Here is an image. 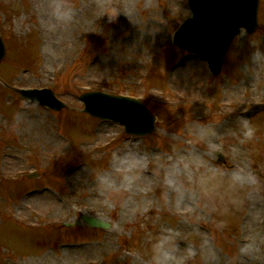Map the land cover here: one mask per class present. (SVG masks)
Masks as SVG:
<instances>
[{"label": "rangeland", "instance_id": "374dc122", "mask_svg": "<svg viewBox=\"0 0 264 264\" xmlns=\"http://www.w3.org/2000/svg\"><path fill=\"white\" fill-rule=\"evenodd\" d=\"M99 2L109 11L134 12L109 21L106 14L98 16V0H72L77 13L71 28L52 32L38 10L46 0H0L6 44L0 66V264H127L126 249L146 248L148 234L161 223L186 231L185 207L171 197L148 207L142 221H129L125 235L89 225L83 214L106 221L93 204L90 170L106 165L114 147L135 144L149 157L150 175L156 157L173 155L174 145L188 143L189 118L220 121L224 130L242 111L264 102V78L253 81L240 71L253 46L264 49V0L258 28L252 34L242 29L218 75L200 55L173 43L174 32L190 16L187 0ZM14 85L51 87L66 106L56 110L38 103L12 133L9 122L24 99ZM88 90L139 98L156 115L154 131L130 135L122 124L84 112L80 95ZM253 113L246 117L258 125L257 136L241 148L249 167L260 172L264 107ZM159 191L153 186L151 195ZM250 223L237 214L229 235L238 236ZM209 227L200 225L203 231ZM223 247L227 252L231 245L225 241Z\"/></svg>", "mask_w": 264, "mask_h": 264}, {"label": "clouds", "instance_id": "9594fccd", "mask_svg": "<svg viewBox=\"0 0 264 264\" xmlns=\"http://www.w3.org/2000/svg\"><path fill=\"white\" fill-rule=\"evenodd\" d=\"M108 7L98 0V16L106 14L109 21L121 12L128 18L134 12ZM38 10L52 32L70 29L77 13L72 0H46ZM240 71L253 81L264 78V49L253 46ZM38 103V97H25L12 115L9 131L22 128ZM219 123L189 118L188 143L174 145L173 155L156 157L150 175L145 172L149 157L135 144L114 147L106 165L90 170L93 204L113 234L125 235L129 221H142L148 207L167 204L170 197L185 207L181 220L186 231L161 223L148 234L146 248L126 249L127 264H264V167L260 172L250 168L241 148L256 138L258 125L244 115L224 130ZM221 154L228 159L220 161ZM78 179L83 182L85 177ZM153 186L160 190L158 197L151 195ZM237 214L251 223L232 236L229 225ZM202 223L210 225L208 231L200 228ZM225 241L231 245L227 252Z\"/></svg>", "mask_w": 264, "mask_h": 264}, {"label": "water", "instance_id": "95a60500", "mask_svg": "<svg viewBox=\"0 0 264 264\" xmlns=\"http://www.w3.org/2000/svg\"><path fill=\"white\" fill-rule=\"evenodd\" d=\"M193 15L184 20L174 35V42L203 56L209 62L211 71L218 74L222 70L226 52L233 39L245 27L253 32L258 26L259 0H188ZM6 47L0 33V62L5 56ZM26 97H38L39 102L54 109L66 104L59 100L50 88L17 89ZM84 110L94 116L112 119L125 125L128 133L147 134L153 131L156 117L139 99L114 95L103 91H89L81 95ZM259 104L244 112L253 115L263 108ZM223 160L222 157L219 158ZM93 226L108 228L106 221L83 215Z\"/></svg>", "mask_w": 264, "mask_h": 264}, {"label": "bare ground", "instance_id": "6f19581e", "mask_svg": "<svg viewBox=\"0 0 264 264\" xmlns=\"http://www.w3.org/2000/svg\"><path fill=\"white\" fill-rule=\"evenodd\" d=\"M177 69L179 70V68H176V70H177ZM174 72H175V70H174ZM175 73H176V72H175ZM39 197H40V196H39ZM39 197H38V198H39Z\"/></svg>", "mask_w": 264, "mask_h": 264}]
</instances>
